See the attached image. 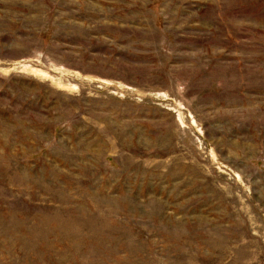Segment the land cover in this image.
I'll use <instances>...</instances> for the list:
<instances>
[{
	"label": "rangeland",
	"instance_id": "obj_1",
	"mask_svg": "<svg viewBox=\"0 0 264 264\" xmlns=\"http://www.w3.org/2000/svg\"><path fill=\"white\" fill-rule=\"evenodd\" d=\"M0 264H264V0H0Z\"/></svg>",
	"mask_w": 264,
	"mask_h": 264
}]
</instances>
